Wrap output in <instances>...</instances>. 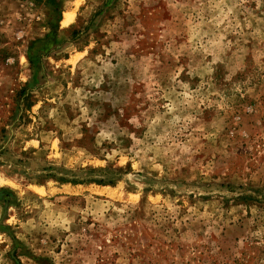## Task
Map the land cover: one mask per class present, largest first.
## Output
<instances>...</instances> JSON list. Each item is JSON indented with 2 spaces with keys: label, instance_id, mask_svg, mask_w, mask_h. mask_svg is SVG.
<instances>
[{
  "label": "rangeland",
  "instance_id": "374dc122",
  "mask_svg": "<svg viewBox=\"0 0 264 264\" xmlns=\"http://www.w3.org/2000/svg\"><path fill=\"white\" fill-rule=\"evenodd\" d=\"M0 264H264V0H0Z\"/></svg>",
  "mask_w": 264,
  "mask_h": 264
},
{
  "label": "bare ground",
  "instance_id": "6f19581e",
  "mask_svg": "<svg viewBox=\"0 0 264 264\" xmlns=\"http://www.w3.org/2000/svg\"><path fill=\"white\" fill-rule=\"evenodd\" d=\"M72 17H73V13H71V14L66 13L64 15V21L62 22V24H66L68 21H70L72 19ZM38 192L41 193V190H38Z\"/></svg>",
  "mask_w": 264,
  "mask_h": 264
},
{
  "label": "crops",
  "instance_id": "0c3cea01",
  "mask_svg": "<svg viewBox=\"0 0 264 264\" xmlns=\"http://www.w3.org/2000/svg\"><path fill=\"white\" fill-rule=\"evenodd\" d=\"M66 13H67V14H71V13H73V12L70 11V12H66ZM66 13L63 14V19H62V21H61V25L64 26V27H67L68 25H70V23H71L72 20H73V17H72V19H71L70 21H68L66 24H62V22L64 21V15H65Z\"/></svg>",
  "mask_w": 264,
  "mask_h": 264
}]
</instances>
